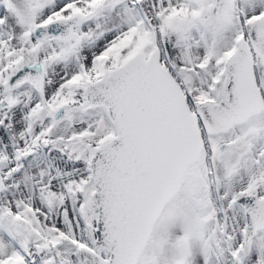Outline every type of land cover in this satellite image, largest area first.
Returning a JSON list of instances; mask_svg holds the SVG:
<instances>
[{"label":"snow or ice","instance_id":"6c2138e0","mask_svg":"<svg viewBox=\"0 0 264 264\" xmlns=\"http://www.w3.org/2000/svg\"><path fill=\"white\" fill-rule=\"evenodd\" d=\"M0 264H264V0H0Z\"/></svg>","mask_w":264,"mask_h":264}]
</instances>
